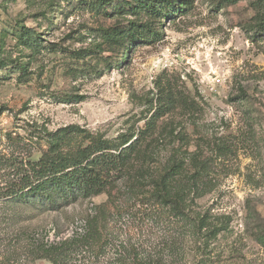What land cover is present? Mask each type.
Masks as SVG:
<instances>
[{"label": "rangeland", "instance_id": "rangeland-1", "mask_svg": "<svg viewBox=\"0 0 264 264\" xmlns=\"http://www.w3.org/2000/svg\"><path fill=\"white\" fill-rule=\"evenodd\" d=\"M181 2L155 20L133 0H0V191L60 129L84 131L60 151L87 133L116 148L145 126L157 82L183 98L99 194L1 196L0 264H53L40 247L73 231L81 244L62 264H264V0ZM147 23L157 32L125 46L120 31ZM175 160L207 180L193 210L223 228L188 223L153 196Z\"/></svg>", "mask_w": 264, "mask_h": 264}, {"label": "trees", "instance_id": "trees-1", "mask_svg": "<svg viewBox=\"0 0 264 264\" xmlns=\"http://www.w3.org/2000/svg\"><path fill=\"white\" fill-rule=\"evenodd\" d=\"M110 1L100 0V4L107 6ZM181 1L133 0L138 14L148 13L155 17V20L162 16L169 17L174 11L181 10L183 8ZM118 5H120L118 10L122 12L123 6L117 3L116 7ZM155 32L157 31L154 25H148V23L141 24L139 28L133 25L130 29L120 31L123 37L131 38L129 39L131 41H124L125 46L132 44V41L143 42ZM20 68L22 71L26 70L24 65ZM157 89V103L153 105L154 111L147 119L145 126L137 133L132 132L125 136L119 146L115 148L108 140L87 133L85 137H88L89 141L86 145L80 146L74 153L60 151L64 141L69 140L73 135L84 133L80 127L73 125L64 127L58 131L51 144V150L40 159L23 164L22 169H19V177L12 179L11 184L4 191H0V197L17 199L19 202L26 203L33 200L52 202L78 194L94 196L110 184L125 178L133 166L134 158L140 154L144 142L156 133L158 120L183 101L174 86L167 81L157 82ZM138 183L141 184L139 181ZM153 185V196L188 223L195 222L199 226L207 224L212 232L223 228L214 224L207 214L201 215L197 210H193L195 199L203 194L208 182L197 169L188 168L183 160L173 161L168 166L167 172L153 181ZM98 233L99 229L93 228L91 233L84 235L87 236L84 242L94 240ZM79 238L81 237L62 241L49 248L44 246L40 248L53 264H62L63 258L67 257L71 251L78 250L81 244Z\"/></svg>", "mask_w": 264, "mask_h": 264}, {"label": "built area", "instance_id": "built-area-1", "mask_svg": "<svg viewBox=\"0 0 264 264\" xmlns=\"http://www.w3.org/2000/svg\"><path fill=\"white\" fill-rule=\"evenodd\" d=\"M81 225H82V227L79 228V232L80 233H84L85 232V229H84L83 223ZM75 234L76 233L73 231L72 233H68V234L64 235L63 237H59V239L57 241L67 240V239L73 237Z\"/></svg>", "mask_w": 264, "mask_h": 264}]
</instances>
